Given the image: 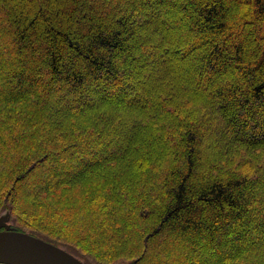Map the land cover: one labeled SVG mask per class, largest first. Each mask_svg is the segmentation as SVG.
<instances>
[{"label": "trees", "instance_id": "trees-1", "mask_svg": "<svg viewBox=\"0 0 264 264\" xmlns=\"http://www.w3.org/2000/svg\"><path fill=\"white\" fill-rule=\"evenodd\" d=\"M5 211L85 264H264V0H0Z\"/></svg>", "mask_w": 264, "mask_h": 264}, {"label": "water", "instance_id": "water-1", "mask_svg": "<svg viewBox=\"0 0 264 264\" xmlns=\"http://www.w3.org/2000/svg\"><path fill=\"white\" fill-rule=\"evenodd\" d=\"M9 213L0 214V263L3 264H85L77 256L48 240L17 230Z\"/></svg>", "mask_w": 264, "mask_h": 264}, {"label": "rangeland", "instance_id": "rangeland-1", "mask_svg": "<svg viewBox=\"0 0 264 264\" xmlns=\"http://www.w3.org/2000/svg\"><path fill=\"white\" fill-rule=\"evenodd\" d=\"M137 57H138V61H137V63H139V64H136V63H134V64H136V66H135V70H136V68L137 67H139L141 64H143L144 62H146V64L148 65V62H152V61H150L149 59H148V57L146 56V54H144L143 53V49H139L138 51H137ZM142 58V59H141ZM140 59L142 60L141 61V64H140ZM152 69L154 70V69H156V64H155V62L153 63V65H152ZM131 96H130V92L128 93V96H126L123 100H125V101H127L126 103H128V100H129V98H130ZM212 136H209L208 138H207V141H205L204 142V144H203V146L202 145H200L199 146V149H203L204 150V153H205V156L206 155H208V148H205V146H206V144H208V143H210L211 141H209L210 140V138H211ZM218 145V142H216L215 143V145ZM11 225V224H10ZM1 264H3V263H1Z\"/></svg>", "mask_w": 264, "mask_h": 264}, {"label": "flooded vegetation", "instance_id": "flooded-vegetation-1", "mask_svg": "<svg viewBox=\"0 0 264 264\" xmlns=\"http://www.w3.org/2000/svg\"><path fill=\"white\" fill-rule=\"evenodd\" d=\"M1 264V263H0Z\"/></svg>", "mask_w": 264, "mask_h": 264}]
</instances>
